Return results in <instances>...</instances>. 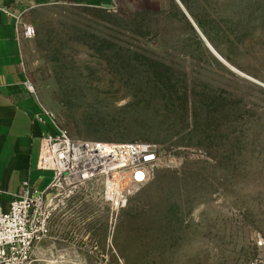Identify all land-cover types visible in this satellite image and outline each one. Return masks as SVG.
I'll list each match as a JSON object with an SVG mask.
<instances>
[{"label":"rangeland","instance_id":"374dc122","mask_svg":"<svg viewBox=\"0 0 264 264\" xmlns=\"http://www.w3.org/2000/svg\"><path fill=\"white\" fill-rule=\"evenodd\" d=\"M15 16L34 30L21 52L40 114L73 138L148 143L160 157L124 208L110 210L87 187L61 190L40 218L30 264H250L262 255L264 0L36 3Z\"/></svg>","mask_w":264,"mask_h":264},{"label":"built area","instance_id":"2783aa9c","mask_svg":"<svg viewBox=\"0 0 264 264\" xmlns=\"http://www.w3.org/2000/svg\"><path fill=\"white\" fill-rule=\"evenodd\" d=\"M19 39H31L30 26L17 28ZM24 87L30 95L34 89L25 76ZM47 117L53 132L42 139L39 167L51 170V184L44 191L23 182L9 202L8 210L0 207V264H30L43 211L52 207L61 190L68 189V197L78 187L95 190L110 210L124 208L129 199L139 193L155 176L160 157L157 147L148 143L105 144L71 137L55 125L43 111L34 119L44 124ZM45 152L46 156H43ZM50 217L48 214L47 219ZM262 255L250 264H264V237L257 242Z\"/></svg>","mask_w":264,"mask_h":264},{"label":"crops","instance_id":"0c3cea01","mask_svg":"<svg viewBox=\"0 0 264 264\" xmlns=\"http://www.w3.org/2000/svg\"><path fill=\"white\" fill-rule=\"evenodd\" d=\"M113 0H0V207L9 202L23 182L44 191L53 172L41 169L42 139L53 132L47 117L35 121L34 99L24 87L21 39L15 12L32 4L67 2L76 6L109 8ZM40 114V113H39Z\"/></svg>","mask_w":264,"mask_h":264},{"label":"water","instance_id":"95a60500","mask_svg":"<svg viewBox=\"0 0 264 264\" xmlns=\"http://www.w3.org/2000/svg\"><path fill=\"white\" fill-rule=\"evenodd\" d=\"M207 47L210 49V51H211L215 56L219 57L218 54L212 49V47H211L209 44H207Z\"/></svg>","mask_w":264,"mask_h":264},{"label":"bare ground","instance_id":"6f19581e","mask_svg":"<svg viewBox=\"0 0 264 264\" xmlns=\"http://www.w3.org/2000/svg\"><path fill=\"white\" fill-rule=\"evenodd\" d=\"M43 156H44V157L46 156L45 152H43Z\"/></svg>","mask_w":264,"mask_h":264}]
</instances>
